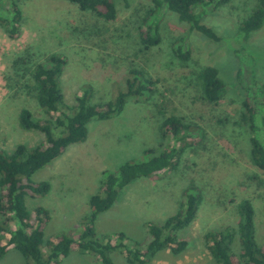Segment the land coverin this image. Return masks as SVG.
Instances as JSON below:
<instances>
[{"label": "rangeland", "instance_id": "obj_1", "mask_svg": "<svg viewBox=\"0 0 264 264\" xmlns=\"http://www.w3.org/2000/svg\"><path fill=\"white\" fill-rule=\"evenodd\" d=\"M14 1L21 11L19 33L10 38L0 28V149L5 152L44 142L42 134L18 125L21 108L41 116L35 99L7 86L10 59L24 49L35 53L37 61L50 54L66 58L59 86L69 106L85 92L92 105L114 101L124 90L131 69L144 71L157 81L148 101L127 100L119 115L90 121L85 142L69 146L33 174V182L50 184L44 197L26 200L29 211L40 206L49 213L45 241L80 231L90 213L89 199L100 194L107 172H115L125 162L142 160L146 149L159 153L173 145L170 137L160 135L163 112L198 126L202 141L188 149L174 170L133 181L123 189L114 205L97 216L93 225L97 236L114 242L113 235L123 233L142 244L149 238L146 224H160L175 215L183 192L195 186L202 197L196 218L178 233L188 242L187 249L178 256L160 252L151 264H213L204 235L227 227L237 229V205L244 199L255 211L257 242H264V172L251 162L250 133L240 119L244 100L260 110V117L264 114L258 105L264 98V23L248 35L239 31L258 0L197 8L200 22L219 38L216 42L191 31L175 13L153 9L148 0H113L117 15L111 22L63 0ZM10 5L11 0L0 1L1 16L10 15ZM153 24L158 26L160 43L146 50L140 32ZM177 44L189 50L190 58L181 60L174 55ZM207 66L216 67L224 83L217 104L203 99L199 75ZM123 243L129 244L127 240ZM111 259L114 264H126L122 250L112 252ZM0 264L26 261L11 248ZM59 264L96 262L73 252Z\"/></svg>", "mask_w": 264, "mask_h": 264}, {"label": "trees", "instance_id": "obj_2", "mask_svg": "<svg viewBox=\"0 0 264 264\" xmlns=\"http://www.w3.org/2000/svg\"><path fill=\"white\" fill-rule=\"evenodd\" d=\"M63 1L76 5L80 11L94 13L105 22L116 19L113 0ZM148 1L153 9L175 13L180 21L190 26L191 31L216 42L219 38L211 28L200 22L201 14L196 9L219 7L232 0ZM9 12V16L0 15V28L14 38L21 24V11L14 0H11ZM263 23L264 0H258L256 8L241 22L239 31L248 35L259 30ZM140 39L146 50L157 46L160 43L157 24L141 30ZM177 45L174 55L181 60L190 58L189 50L184 51L181 44ZM66 64V58L59 54H50L45 60L37 61L36 54L30 49H24L10 59L7 86L10 90L34 98L41 115L36 117L31 109L21 108L18 125L22 130L42 134L44 142L34 148L18 145L10 153L0 149V260L11 248L24 258L26 264H59L73 252L92 257L96 264H114L111 253L116 250L124 252L126 264H151L156 255L164 251L174 256L182 254L188 242L178 233L195 220L202 200L201 192L195 186L183 192L180 208L175 215L160 224H146L149 238L142 244L130 241L123 233L114 234V242L110 239L104 242L93 228L97 216L109 210L130 183L174 170L188 149L200 144L203 139L200 128L184 123L183 118L174 113L161 112L163 120L160 127L161 137H170L173 145L159 153L146 149L142 160L125 162L115 172H107L101 182L100 194L89 199L90 213L81 223L80 231L44 240L49 213L40 206L29 211L26 200L44 197L50 190V184L45 181L33 182V174L61 156L69 146L85 142L90 121L109 120L119 115L127 100L137 103L148 101L153 94L152 87L157 83L146 72L131 69L125 79L124 90L118 92L114 101L92 105L89 93L85 92L75 99L73 106H69L59 86V78ZM199 78L203 99L207 103L217 104L224 93L219 70L207 66ZM258 105L264 109V98ZM242 109L240 119L250 133L251 162L258 171L264 172V114L260 117V110L257 111L247 100L242 102ZM259 118L260 123L257 122ZM192 139L194 141L190 142ZM237 208L240 217L237 229L227 227L220 231H208L204 235L213 264H264V242L259 244L255 236L253 205L244 199ZM125 240L129 242L128 245L123 243Z\"/></svg>", "mask_w": 264, "mask_h": 264}]
</instances>
